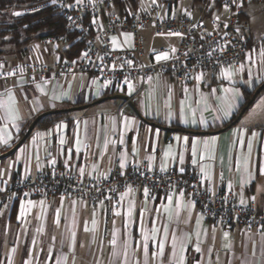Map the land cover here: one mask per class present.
<instances>
[{
	"label": "crops",
	"instance_id": "0c3cea01",
	"mask_svg": "<svg viewBox=\"0 0 264 264\" xmlns=\"http://www.w3.org/2000/svg\"><path fill=\"white\" fill-rule=\"evenodd\" d=\"M116 12V6L103 8L105 16ZM175 38L176 43L158 42V47L178 48L180 39ZM145 39L147 50L157 46ZM252 39L253 52L239 67L228 69L231 78L210 73L204 80L180 86L172 74L153 76L121 120L117 114L121 99L103 100L113 96L111 91L89 74L37 83L0 82V155L21 140L40 114L59 111L36 124L12 154L0 157V190L16 174L32 178L45 166L102 180L113 168L185 170L195 159L196 172L208 192L227 188L240 202L264 208V93L236 124L228 126L241 112L246 94L264 82V44ZM74 42L60 44L57 50L40 40L23 51L7 45L0 48V62L8 66L25 61L51 63L67 57ZM131 43L129 37L126 42L116 38L117 46ZM230 105L234 106L230 109ZM9 109L19 118L13 119ZM225 111H230L227 118ZM193 118L197 123H191ZM145 189L128 185L121 191L111 232L115 243L104 236V202L91 207L77 198L55 195L6 203L0 213V264H178L181 257L183 264H264V232L241 229L232 237L179 192L152 196Z\"/></svg>",
	"mask_w": 264,
	"mask_h": 264
},
{
	"label": "built area",
	"instance_id": "2783aa9c",
	"mask_svg": "<svg viewBox=\"0 0 264 264\" xmlns=\"http://www.w3.org/2000/svg\"><path fill=\"white\" fill-rule=\"evenodd\" d=\"M118 1L56 0L53 3L47 0L38 7L23 10L27 13L43 6L57 9L65 18L66 28L75 33L76 41L84 44L77 56L51 63L25 61L8 66L0 62V82L37 83L71 74H89L108 90L127 96L118 106L121 120L153 76L172 74L180 86H187L204 80L210 73L239 67L254 50L248 22L243 19V8L249 2L263 0H200L198 6L181 8L179 4L166 7L160 0H137L136 9L129 4L122 12L117 10L105 16L103 8L117 7ZM211 12L217 14L210 17ZM147 29H152L157 37H178L179 47L147 50L144 35ZM113 37L125 42L129 37L132 43L120 47L114 45ZM40 41L53 50L71 42L68 33L47 36ZM163 53H167L168 58L157 60ZM201 74L202 78L197 79ZM128 185L146 188L152 196L160 192L171 196L177 191L195 202L203 216L220 223L232 237L241 229L264 232V208L252 203L242 204L227 188L211 194L204 188L192 161L183 172L176 168L153 170L134 165L127 169L113 168L102 180L45 166L32 178L16 174L10 184L0 190V213L6 203L29 201L34 197L77 198L91 207L104 202V236L112 242L111 232L120 205L118 197Z\"/></svg>",
	"mask_w": 264,
	"mask_h": 264
},
{
	"label": "trees",
	"instance_id": "16d2710c",
	"mask_svg": "<svg viewBox=\"0 0 264 264\" xmlns=\"http://www.w3.org/2000/svg\"><path fill=\"white\" fill-rule=\"evenodd\" d=\"M46 1L47 0H0V48L11 45L15 49L23 51L35 40H41L44 37L51 35L68 33L70 40L75 42L71 45L67 57L73 58L79 54L84 43L76 41L75 33L66 28L65 18L57 9H54L51 6H43L27 13L19 15L15 13L17 9L35 8L44 4ZM199 1L200 0H197V2ZM129 4H131L133 8H137V0H119L117 2V10L122 12ZM169 4L178 5L179 1L171 0ZM10 9L12 10L8 11ZM243 18H247L244 13ZM256 89L253 92L246 94V102L244 106L252 98ZM263 93L264 89L260 94ZM109 94L115 95L116 93L111 91ZM55 115H57V113ZM55 115L45 116L39 120L37 124L49 120ZM238 115L239 114L233 118L228 126H231L232 122Z\"/></svg>",
	"mask_w": 264,
	"mask_h": 264
},
{
	"label": "rangeland",
	"instance_id": "374dc122",
	"mask_svg": "<svg viewBox=\"0 0 264 264\" xmlns=\"http://www.w3.org/2000/svg\"><path fill=\"white\" fill-rule=\"evenodd\" d=\"M164 6H168L169 2L171 0H160ZM179 1V6L178 8L181 7H188L190 5H196L198 6L199 2L197 0H194V3L192 0H178ZM189 2V3H188ZM12 9L8 10L11 11ZM243 12L246 13L247 18H243L245 21L248 22V30L250 33L251 38H256L257 41L261 42L264 44V0L263 1H253L249 2L246 4V6L243 8ZM214 14H217L216 12H211L209 13V16L212 17ZM9 20V19H8ZM149 30V31H148ZM147 31L144 32L145 38H148L154 42H156L158 47V42H162L164 44H167L169 42H177V38L175 37H157L153 35V33L148 29ZM152 36V37H150ZM255 39H252V42H254ZM147 44V43H146ZM254 45V43H253ZM264 48V46H263ZM264 53V49L262 54ZM257 54V53H256ZM258 55V54H257Z\"/></svg>",
	"mask_w": 264,
	"mask_h": 264
},
{
	"label": "snow or ice",
	"instance_id": "6c2138e0",
	"mask_svg": "<svg viewBox=\"0 0 264 264\" xmlns=\"http://www.w3.org/2000/svg\"><path fill=\"white\" fill-rule=\"evenodd\" d=\"M52 2L55 3L56 0H52ZM77 2L79 3V0H77ZM17 15H19V13H17ZM226 27H227V25H226ZM173 34H174V35H179V33H173ZM113 43H114V45L116 44V38H115V37H113ZM173 51H174V49H173ZM85 55H86V54H85ZM167 58H168V54H167V53H163V54L157 56V60L167 59ZM0 67H2V65H0ZM223 75H225V76L228 77V78H231L232 73H231L229 70H225V71L223 72ZM201 78H202V74H201L200 76H197V79H201ZM106 83H107V82H106ZM129 90H130V91L132 90V89H131V84H130V83H129ZM226 91H233V90L228 89V90H226ZM235 95H236L237 97H239L240 93H239V92H236ZM233 106H234V105H230L229 108L231 109V107H233ZM9 113H10V115H12V118H13V119H18V118H19L17 115H15V114L12 113V110H11V109H9ZM181 113H183V108L181 109ZM229 114H230V111H225V112H224V118H227V117L229 116ZM201 122H203V121H201ZM184 123L187 124V123H189V121H188L187 119H185V120H184ZM191 123H192V124L197 123V121L195 120V118H193V119L191 120ZM253 135H255V133H253ZM179 139H180V138L177 137V140H179ZM183 139H184V142H185V143L188 142V137H184ZM5 142H6V141H5ZM249 148H250V146H249ZM164 155H165L166 157H168V156L171 155V152H170V151H167V152L164 153ZM193 155H195V149H193ZM180 163L183 164V155L180 156ZM192 163L195 164V163H196V160L193 159ZM120 166H121V168L124 167V160H123V159L121 160V164H120ZM162 170H163V169H162ZM80 171H81V174H83V169H81ZM180 171L183 172L184 169L181 167V168H180ZM261 172H264V168L261 169ZM145 192H147V189H145ZM253 199H254V198H253ZM29 203H31V202H29ZM241 203H242V204L244 203L243 199L241 200ZM22 215H23V212H22ZM93 223H95V221H93ZM165 231H166V230H165ZM227 235H228V234L225 233V236H227ZM73 236H74V234H73ZM145 240H147V237H145ZM112 243H115V241H112ZM175 247H176V245H175V243H174V244H173V248H175ZM181 247H183V246L181 245ZM163 249H164V245H163V243H161V244L159 245V254H160V255L163 254ZM13 251H15V249H13ZM144 251H145V253L147 252V244H146V243H145V245H144ZM196 251L199 252V251H200V248L197 247V248H196ZM154 255H156V254L154 253ZM26 264H30V262H26ZM178 264H183V257L180 258V261L178 262Z\"/></svg>",
	"mask_w": 264,
	"mask_h": 264
},
{
	"label": "water",
	"instance_id": "95a60500",
	"mask_svg": "<svg viewBox=\"0 0 264 264\" xmlns=\"http://www.w3.org/2000/svg\"><path fill=\"white\" fill-rule=\"evenodd\" d=\"M264 89V82L257 87L256 91L254 92L252 98L247 102V104L243 107V109L241 110V112L239 113V115L237 116V118L232 122L231 126L236 124L240 118L244 115V113L250 108V106L253 104V102L256 100V98L258 97V95L262 92V90ZM106 99H121V100H126L128 99L126 95L124 94H116L110 97H105L103 98V100ZM130 106L134 107L133 102L130 103ZM59 112L58 110H52V111H47L44 112L42 114H40L33 122L32 124L29 126L27 132L24 134V136L21 138V140L8 152L0 155V157H5L8 156L10 154H12L16 149H18L22 143L30 136V134L32 133V131L34 130L36 124L38 123L39 120H41L43 117L48 116V115H52Z\"/></svg>",
	"mask_w": 264,
	"mask_h": 264
}]
</instances>
